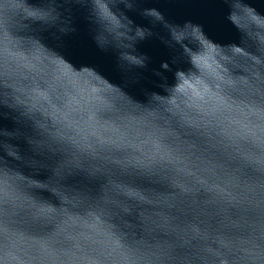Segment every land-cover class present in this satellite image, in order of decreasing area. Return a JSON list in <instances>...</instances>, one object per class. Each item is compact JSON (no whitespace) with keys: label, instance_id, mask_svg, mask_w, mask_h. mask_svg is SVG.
Masks as SVG:
<instances>
[{"label":"clouds","instance_id":"obj_1","mask_svg":"<svg viewBox=\"0 0 264 264\" xmlns=\"http://www.w3.org/2000/svg\"><path fill=\"white\" fill-rule=\"evenodd\" d=\"M64 4L0 0V264H264V53L99 123L71 106Z\"/></svg>","mask_w":264,"mask_h":264},{"label":"water","instance_id":"obj_2","mask_svg":"<svg viewBox=\"0 0 264 264\" xmlns=\"http://www.w3.org/2000/svg\"><path fill=\"white\" fill-rule=\"evenodd\" d=\"M110 3L115 18L109 26H92L82 11L84 0H65L57 26L64 59L71 65L64 68L72 81L71 106L88 110L99 123L117 111L169 98L179 74L192 75L197 65L211 74L226 68L241 78L253 67L247 57L264 53V25L248 15L264 20V0ZM81 66H87L89 74L75 78ZM2 134L10 135L6 128Z\"/></svg>","mask_w":264,"mask_h":264},{"label":"snow or ice","instance_id":"obj_3","mask_svg":"<svg viewBox=\"0 0 264 264\" xmlns=\"http://www.w3.org/2000/svg\"><path fill=\"white\" fill-rule=\"evenodd\" d=\"M248 15H249V18H250L252 21H254V22H256V23H259V24H261V25H264V20H258L255 16H252L251 13H249Z\"/></svg>","mask_w":264,"mask_h":264}]
</instances>
